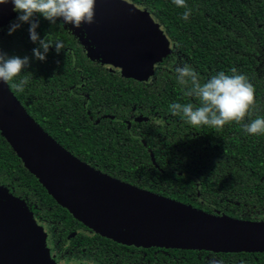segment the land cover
<instances>
[{
    "label": "trees",
    "instance_id": "trees-1",
    "mask_svg": "<svg viewBox=\"0 0 264 264\" xmlns=\"http://www.w3.org/2000/svg\"><path fill=\"white\" fill-rule=\"evenodd\" d=\"M129 1L148 9L172 41L151 80L109 72L87 56L76 35L37 16L39 36L61 40L64 48L57 54L51 46L46 60H37L30 25L9 35V21L0 29V49L30 57L29 67L8 82L11 90L52 137L96 169L211 213L264 220V134L250 135L242 126L264 117V0H186L188 20L173 0ZM184 63L201 82L220 71L231 75L232 68L246 75L255 89L250 115L213 129L172 114V103H198L177 82L175 68ZM25 76L18 92L13 84ZM137 114L151 118L128 128L125 120ZM1 185L46 223L53 243L74 246L75 254L99 264H264V252L141 248L94 233L48 193L0 132Z\"/></svg>",
    "mask_w": 264,
    "mask_h": 264
},
{
    "label": "water",
    "instance_id": "water-1",
    "mask_svg": "<svg viewBox=\"0 0 264 264\" xmlns=\"http://www.w3.org/2000/svg\"><path fill=\"white\" fill-rule=\"evenodd\" d=\"M14 17L12 3L0 5V27ZM74 32L91 60L120 76L147 80L172 52L161 24L129 0H96L95 23ZM0 132L48 193L94 233L141 248L264 252V220L211 213L96 169L52 137L3 81ZM1 196L0 264H45L29 228L24 234L18 227L34 213L2 185Z\"/></svg>",
    "mask_w": 264,
    "mask_h": 264
},
{
    "label": "clouds",
    "instance_id": "clouds-1",
    "mask_svg": "<svg viewBox=\"0 0 264 264\" xmlns=\"http://www.w3.org/2000/svg\"><path fill=\"white\" fill-rule=\"evenodd\" d=\"M8 3H12L13 10L18 12L15 20L10 22L8 34L11 35L22 24L28 23L30 39L38 44V47L32 49V53L40 61L46 60L51 46L59 54L64 43L49 39L48 35L41 38L36 31L39 27L37 16H42L51 24L60 20L63 24H71L76 28L95 23L96 0H0V5ZM173 3L186 9L182 19L188 20L192 9L188 8L186 0H173ZM29 65V56H9L0 49V81H13ZM175 73L177 82L185 89L184 95L194 97L198 103H172L169 109L174 115H182L190 125L220 129L230 122L241 123L250 115V109L255 104V89L247 76L237 73L235 68L231 69V75L220 71L204 82H201L199 74L187 63L176 66ZM27 83L28 77L25 76L13 84V87L18 92H23ZM242 126L250 135L264 134V117L251 119ZM209 264L221 262L212 259Z\"/></svg>",
    "mask_w": 264,
    "mask_h": 264
},
{
    "label": "rangeland",
    "instance_id": "rangeland-1",
    "mask_svg": "<svg viewBox=\"0 0 264 264\" xmlns=\"http://www.w3.org/2000/svg\"><path fill=\"white\" fill-rule=\"evenodd\" d=\"M0 199L5 200L4 196H1ZM30 213V212H29ZM33 216V215H32ZM28 224H25L21 221L18 222V227L22 233H26V227L29 228V236L32 241L33 250L37 255L42 257L45 264H90L81 261H74L72 263L67 262H57L52 256L49 241H48V231L50 230L47 225H44L42 222L38 221L36 217L29 219Z\"/></svg>",
    "mask_w": 264,
    "mask_h": 264
},
{
    "label": "flooded vegetation",
    "instance_id": "flooded-vegetation-1",
    "mask_svg": "<svg viewBox=\"0 0 264 264\" xmlns=\"http://www.w3.org/2000/svg\"><path fill=\"white\" fill-rule=\"evenodd\" d=\"M16 15L18 16V12H16ZM12 21V20H11ZM10 21V22H11ZM10 24V23H9ZM58 26H61V28L64 30V32L68 35H76L75 32H74V26L71 25V24H63L62 21L58 20L57 23H56ZM4 26L0 27V29L4 28ZM77 36V35H76ZM78 38V37H77ZM51 48V47H50ZM86 51V50H85ZM102 66H103V63L99 62ZM104 67V66H103ZM105 68V67H104ZM106 69V68H105ZM148 80H151V78L147 79V80H142V81H148ZM74 82H77L76 80ZM80 88L79 85H77L76 83H74V89L76 91H78V89ZM138 116H143V117H147V120H149L151 117L150 116H147V115H142V114H137V115H132V119L130 120H125L126 123H128V128H131L132 126V122L133 121H137L136 120V117ZM43 223V222H42ZM44 225H46V223H43ZM48 241H49V247H50V250H51V253H52V256L54 257V259L57 261V262H67V263H72L74 261H81V262H86V263H90V264H99L97 263L96 261H93L91 259H89L88 257L84 256V255H81L79 253H74L73 252V249H74V246L72 247V250H63L61 247L58 246L57 242L53 243L52 241V236H51V233H50V230L48 231ZM77 252V251H76Z\"/></svg>",
    "mask_w": 264,
    "mask_h": 264
}]
</instances>
